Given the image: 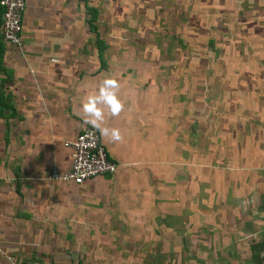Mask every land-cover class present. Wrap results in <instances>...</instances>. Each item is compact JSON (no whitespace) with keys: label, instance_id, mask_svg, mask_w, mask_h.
<instances>
[{"label":"crops","instance_id":"1","mask_svg":"<svg viewBox=\"0 0 264 264\" xmlns=\"http://www.w3.org/2000/svg\"><path fill=\"white\" fill-rule=\"evenodd\" d=\"M184 1L215 54L134 57L97 0H26L21 48L0 30V264H264V0ZM107 76L116 172L50 180Z\"/></svg>","mask_w":264,"mask_h":264},{"label":"rangeland","instance_id":"2","mask_svg":"<svg viewBox=\"0 0 264 264\" xmlns=\"http://www.w3.org/2000/svg\"><path fill=\"white\" fill-rule=\"evenodd\" d=\"M184 3V0H97V9L101 15L91 13L87 17L89 23L93 21L92 24L95 22L99 25H113V38L128 40L130 55L136 57L145 54L148 62H152L153 57H159V45L161 55H165L163 58L167 60L166 56L170 54L164 49H167L170 40L177 42V56H183L185 50L187 55L194 57L215 54V48L207 44L208 41L210 43L215 40L216 32L185 30L186 24H198V17L190 16L187 12L189 10L181 7ZM170 26L171 32L168 31ZM194 26L196 25H193V28ZM152 44H157L156 48L152 47ZM185 44L190 47L186 49ZM116 50L114 49V55L119 54L120 50L115 52Z\"/></svg>","mask_w":264,"mask_h":264},{"label":"built area","instance_id":"3","mask_svg":"<svg viewBox=\"0 0 264 264\" xmlns=\"http://www.w3.org/2000/svg\"><path fill=\"white\" fill-rule=\"evenodd\" d=\"M0 8L3 41L21 48L26 0H0ZM64 146L69 148L71 153L69 169L64 172L53 170L49 175L50 180L82 185L96 177L112 175L117 170V164L110 158L98 131L94 128L83 129L73 140L66 141ZM13 264L19 263L13 261Z\"/></svg>","mask_w":264,"mask_h":264},{"label":"clouds","instance_id":"4","mask_svg":"<svg viewBox=\"0 0 264 264\" xmlns=\"http://www.w3.org/2000/svg\"><path fill=\"white\" fill-rule=\"evenodd\" d=\"M120 88L116 78L107 76L99 81L95 90L86 95L80 104L83 123L91 125L113 143L122 142L124 139L119 128L106 126L109 117H119L125 109Z\"/></svg>","mask_w":264,"mask_h":264},{"label":"trees","instance_id":"5","mask_svg":"<svg viewBox=\"0 0 264 264\" xmlns=\"http://www.w3.org/2000/svg\"><path fill=\"white\" fill-rule=\"evenodd\" d=\"M1 13H2V10H1V8H0V18H1ZM94 19H95V17H94ZM0 21H1V19H0ZM93 22V21H92ZM92 22H90V23H92ZM1 23V22H0Z\"/></svg>","mask_w":264,"mask_h":264}]
</instances>
